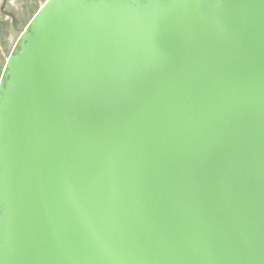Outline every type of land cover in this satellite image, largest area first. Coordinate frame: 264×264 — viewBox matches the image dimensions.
<instances>
[{"label": "water", "instance_id": "water-1", "mask_svg": "<svg viewBox=\"0 0 264 264\" xmlns=\"http://www.w3.org/2000/svg\"><path fill=\"white\" fill-rule=\"evenodd\" d=\"M0 264H264V0H46L0 77Z\"/></svg>", "mask_w": 264, "mask_h": 264}, {"label": "rangeland", "instance_id": "rangeland-1", "mask_svg": "<svg viewBox=\"0 0 264 264\" xmlns=\"http://www.w3.org/2000/svg\"><path fill=\"white\" fill-rule=\"evenodd\" d=\"M45 2L46 0H31V11L25 15L23 14L17 16V19L20 23L17 24L18 29L14 33H12L11 37L7 36L5 31L3 30L0 31V77L4 70L6 61L19 35ZM4 19L6 21L7 18L4 15H1L0 20H4ZM6 26H8V24H5V28H7Z\"/></svg>", "mask_w": 264, "mask_h": 264}, {"label": "flooded vegetation", "instance_id": "flooded-vegetation-1", "mask_svg": "<svg viewBox=\"0 0 264 264\" xmlns=\"http://www.w3.org/2000/svg\"><path fill=\"white\" fill-rule=\"evenodd\" d=\"M31 11V0H0V16L4 15L7 19L0 20V31L6 32L11 37L20 23L17 19L18 15H25ZM5 24H8L5 28Z\"/></svg>", "mask_w": 264, "mask_h": 264}]
</instances>
